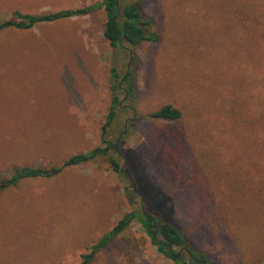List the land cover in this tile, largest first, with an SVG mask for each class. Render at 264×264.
I'll return each mask as SVG.
<instances>
[{"label": "rangeland", "instance_id": "374dc122", "mask_svg": "<svg viewBox=\"0 0 264 264\" xmlns=\"http://www.w3.org/2000/svg\"><path fill=\"white\" fill-rule=\"evenodd\" d=\"M97 1L0 0V22ZM255 1L121 0L159 36L134 48L135 111L124 103L106 135L121 150L0 191V264H80L140 206L131 177L147 208L214 264H264V34L255 28L264 10ZM105 22L98 10L0 31V180L106 146L110 71L129 60L103 37ZM164 105L180 118L149 117ZM89 264L172 263L133 222Z\"/></svg>", "mask_w": 264, "mask_h": 264}, {"label": "trees", "instance_id": "16d2710c", "mask_svg": "<svg viewBox=\"0 0 264 264\" xmlns=\"http://www.w3.org/2000/svg\"><path fill=\"white\" fill-rule=\"evenodd\" d=\"M254 12L264 10V0L255 1ZM103 10L106 22L103 37L110 47L126 53L129 65L123 71L113 66L110 71L111 78V105L101 128V142L105 147H96L87 153L76 154L66 159L60 166L39 168L21 167L15 169L8 178L0 180V191L16 185L20 181L52 178L63 170L86 164L100 156H108L109 151L119 153L121 148L106 139L108 127L114 121L117 111L123 108L135 111L136 81L134 48L144 42H157L159 36L152 28V22L141 12L135 3L121 4V0H98L94 4L75 9L59 10L38 15L21 14L15 12L13 18L0 22V31L3 30H30L36 25L55 23L58 21L86 16L94 11ZM255 28H261L264 34V18L255 21ZM130 101V104H129ZM180 112L171 105H164L149 115L150 118L165 121H176ZM110 166L116 174L123 175L119 164L109 156ZM133 194L140 199L138 209L127 212L116 225L94 245L91 251L81 256L80 264H89L94 254L105 247L109 241L124 232L133 222H138L156 248L159 255L172 264H214L208 255L198 250L168 218L156 209L147 208L143 201L137 181L130 178ZM162 196L158 194V198ZM164 199V198H163ZM165 200V199H164ZM154 211V212H153Z\"/></svg>", "mask_w": 264, "mask_h": 264}]
</instances>
